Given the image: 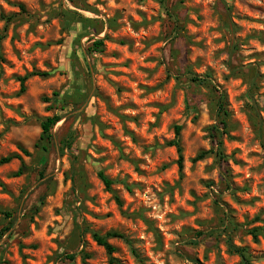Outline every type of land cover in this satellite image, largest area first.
<instances>
[{"label":"rangeland","instance_id":"374dc122","mask_svg":"<svg viewBox=\"0 0 264 264\" xmlns=\"http://www.w3.org/2000/svg\"><path fill=\"white\" fill-rule=\"evenodd\" d=\"M0 38V264H264V0H0Z\"/></svg>","mask_w":264,"mask_h":264},{"label":"trees","instance_id":"16d2710c","mask_svg":"<svg viewBox=\"0 0 264 264\" xmlns=\"http://www.w3.org/2000/svg\"><path fill=\"white\" fill-rule=\"evenodd\" d=\"M1 39V38H0ZM103 45V41L102 40H98L93 44V51H100V48ZM33 75L36 76H42V77H46L48 76L47 73H34ZM26 78H21L20 82H21V91H24V82H25ZM217 108L218 110L226 116V111H225V105H224V100H223V96L220 95V97L217 99ZM59 119L58 117H49L47 119H45L44 121L41 122V129H42V137H48L50 136V131L51 129L58 123ZM225 125V123H223ZM181 130H182V126L181 125H176L175 126V139L173 141L170 142L171 146H175L178 152V160H177V165L179 170L183 169V156H182V147L180 144V134H181ZM220 141L218 142V145H220ZM24 154L28 155V152L26 150H23ZM212 153V152H211ZM208 153H200L196 156V158L194 159V162H197L199 160H202ZM215 156L218 158L220 156V153H216L214 152ZM13 159V157H7L4 158L0 161V164H5V163H9L11 160ZM100 180L103 182L104 186L106 187L107 190H110L112 185H113V181L110 180L107 176H105V174L101 171L98 174ZM128 189H130V187H127ZM116 202L118 204H120V200L118 197H115ZM1 214H5L8 216V213H3L2 211H0ZM139 216V215H138ZM250 234L252 235V237L254 239H257L258 233H259V229L255 228L252 229L251 231H249ZM198 236H202V233H198ZM92 238L93 240L101 247H103L106 251V253L109 255L110 257V261L109 264H120L118 263V261L112 256L113 253L115 252V248L109 243L110 239H122L124 240L129 247L132 250L133 255L138 258V255L135 251V249L132 248V244L131 241H129V239L124 235L121 234L119 232H109L105 235H101L99 233H93L92 234ZM234 252L237 253L242 262L244 264H249L248 259L246 257V255L244 254L242 249H236L233 248ZM70 260H73V256H69L68 257ZM198 264V263H197Z\"/></svg>","mask_w":264,"mask_h":264}]
</instances>
